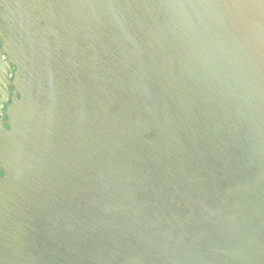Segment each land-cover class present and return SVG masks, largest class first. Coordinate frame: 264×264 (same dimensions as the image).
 <instances>
[{"label": "water", "instance_id": "water-1", "mask_svg": "<svg viewBox=\"0 0 264 264\" xmlns=\"http://www.w3.org/2000/svg\"><path fill=\"white\" fill-rule=\"evenodd\" d=\"M0 41V264H264V0H0Z\"/></svg>", "mask_w": 264, "mask_h": 264}, {"label": "flooded vegetation", "instance_id": "flooded-vegetation-1", "mask_svg": "<svg viewBox=\"0 0 264 264\" xmlns=\"http://www.w3.org/2000/svg\"><path fill=\"white\" fill-rule=\"evenodd\" d=\"M3 44L0 41V166L2 159V137L4 130H10L7 124L9 117L7 111L9 106L13 104V99L16 97V90L13 87V81L17 68L8 65V57L2 53ZM19 98V96H18ZM4 176V172L0 170V177Z\"/></svg>", "mask_w": 264, "mask_h": 264}]
</instances>
